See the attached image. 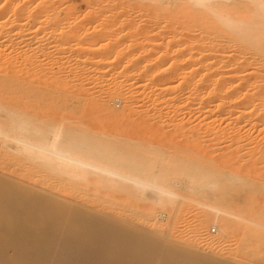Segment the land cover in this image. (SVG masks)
Segmentation results:
<instances>
[{
    "label": "bare ground",
    "instance_id": "6f19581e",
    "mask_svg": "<svg viewBox=\"0 0 264 264\" xmlns=\"http://www.w3.org/2000/svg\"><path fill=\"white\" fill-rule=\"evenodd\" d=\"M0 1V264H151L148 256L157 248L153 246L149 250L144 246L152 237H158V243L162 244L160 239L165 237H161V227L156 225L146 229L145 234L140 229L142 233L136 231L125 236L128 233H122L125 224L112 222L105 209L102 210L103 203L112 197L111 192L136 201V207L141 209L138 211L151 224L155 223L152 214L156 208V219H161L160 211L166 206L170 207L172 215L185 202L200 212L199 220L195 217L199 222L194 227L198 228L197 232L200 229L206 245L183 247L180 241L169 242L171 247L155 257H159L156 264H208L221 259L224 255L217 246L227 241L225 238L231 237L233 231L236 239L231 248L234 247L236 253L242 251L241 254L252 256L256 255L254 250H259L264 255V0H137L146 8L151 5L158 10H175L169 14L156 11L162 15L157 16L156 12L151 15L166 19L172 15L173 20L168 21L177 22V27L183 29L175 36V40L178 35L182 37L179 45L187 39V30L182 26L186 22L189 31L187 46L181 47L184 52L189 49L187 57L183 56L188 60L186 65L177 62L176 56L184 53L177 51L178 39L179 47L172 49L174 54L171 55H176V51L178 54L167 66L168 71L156 67L160 62L152 64L161 60H156L155 55L151 63L150 57L146 60L148 63L132 65L130 71L129 67L126 69L129 73L125 72V76L130 80L127 79L123 87L135 86L136 94L143 99L139 107L144 108L139 112L133 109L135 97L126 100L120 82L111 80L103 84L100 79L103 76L98 78L100 75L97 77L96 72L92 75L104 85L100 90L101 100L85 97L76 75L65 77L58 70H51L49 74L44 67L39 68L33 78L32 68L26 64L28 57L15 61L10 53L13 39L20 32L16 20L26 17L24 14L28 11L25 1ZM156 7L153 9L157 10ZM144 8L142 13L147 16L151 11L146 13ZM176 13L180 14L178 18ZM164 48L161 50L167 53ZM156 53H160V58L166 57L161 51ZM108 98L121 101L116 111L106 108L104 101ZM83 101L99 112L97 117L105 123L127 121L135 132L148 133L149 145L145 141V147L136 151L143 137L131 138L120 133V136L106 135V141L104 136L96 137V142L90 138L94 141L91 142L84 137L86 133L68 132L72 125L68 120L48 125L41 121L40 126H32L22 111L24 106H29L37 113L42 112L50 103L60 109L80 111ZM111 141L118 146L128 142L139 145L134 143L135 149H132V145L126 144L129 152L119 146L120 151ZM167 144L172 145L164 147ZM134 158L139 167L135 166ZM140 163L147 165L141 167ZM152 164L157 166L153 168ZM170 164L172 169L167 168ZM173 165L179 169L175 170L179 174H175L178 175L175 179L174 173L167 172H174ZM28 167L33 171L27 172ZM162 168L166 171L162 172ZM44 175L54 177L56 186L61 181L69 189L81 186L79 189L85 192L79 191L75 199V195L69 196L71 192L61 191V194L53 188L50 190V186L54 187L52 183L46 186L48 190L38 188L36 181ZM87 185L90 191L84 190ZM180 192L189 193L190 197ZM63 193L70 198L65 199L67 196ZM240 194L241 205L236 207L233 203ZM98 199L102 201L96 206ZM241 209H250L256 216H245ZM206 223L211 226L210 230L213 226L216 228L210 236L204 230ZM123 234L125 237L116 241L120 239L117 236ZM251 244L255 247H250ZM147 249L149 252L145 253ZM79 255L84 257L79 259ZM224 261L220 264H227Z\"/></svg>",
    "mask_w": 264,
    "mask_h": 264
},
{
    "label": "rangeland",
    "instance_id": "374dc122",
    "mask_svg": "<svg viewBox=\"0 0 264 264\" xmlns=\"http://www.w3.org/2000/svg\"><path fill=\"white\" fill-rule=\"evenodd\" d=\"M24 1H25L24 4H26V6H27L25 8H26V10H28L27 11L28 13L25 11L26 13L24 15L26 17L21 16L19 19L16 20V23L19 24V28H20L19 31L20 32L17 35L18 37L16 36L13 39V44H12L11 52H10L12 54V57H15L14 58L15 61L16 60L18 61V59L20 60L24 57H28V60H26V61L29 63L26 62V64H28L29 68H32V69H30L31 71L30 70L29 71L32 74V75L31 74L30 75L33 76V78H34V73L35 74L39 73L38 72L39 68H44V67H45L44 71L47 70L46 73H49V72L51 73V70H52V72L55 70H58V71H61L62 74H65L66 75L65 77L70 78V75L71 76L76 75L75 79H77L76 77H78L79 80H77V81L80 82V80H81L82 85L81 86L79 85V87H81L82 90H84L83 91L84 96L87 98H90V99L93 98L95 100H101L99 97L100 95H101V98H103L100 90L103 89L102 87H104V85H103L104 82H105V84H106V81L112 82L111 80H113L114 82L116 81V83L120 82L119 83L120 88L122 87L121 90H123L124 95H126V97H127L126 100L129 97L130 98L135 97L134 103L132 105L133 106L136 105V106L134 108L132 106V108L136 112L137 111L139 112L142 110V108H144V106H142L141 104H140L141 106L139 107V103H140V101L142 102L143 99L141 96L136 94L137 91H136V88H134L135 86L133 87L131 85L133 88L128 87V86H126V87L124 86L125 88L123 87V85H127V83H128L127 81L130 80L129 77L126 78V76H125L126 74L128 75V73H129L126 71V69L129 67L128 68L129 70L128 69L127 70L130 71V68H132V65H139V64H141V62L142 63H144V62L148 63V61H149V63H151V61L153 59H154L153 61H155V58H156V60L157 59H161V60L164 59V60L163 61L157 60L155 62H152V64L156 63V65H157L158 62H160V64H158L157 66L156 65H154V66H156L158 68H160V67L164 68V69H166L165 71H168V67L171 65L170 63L172 62L173 57L178 54L177 51H179V52L182 51L181 47L182 46L184 47L183 44H185V46H187L186 45V43H187L186 41H188L187 35H189L188 34L189 31L187 29V26L185 25V24H187V22L184 23V25H182V26H185L183 28L187 30V32H186V30H184V32H186L185 36L187 37V39L184 42L182 41L183 43L181 46V45H179V44H181V40H182L181 39L182 37L179 38V36H181V35H178L177 39L175 40V38H176L175 36L177 34L182 33V32L179 33L180 30L183 31V29H180L179 27H177V25H178L177 22L175 21L176 22L175 24H173V22L170 23L171 21H168L170 17L169 18L167 17L168 19H166V17L165 18L160 17L162 19L157 18V16L162 15L160 13L158 15V12L159 11L161 12V10H163L162 8L161 9L159 8V10H158V7L155 6L157 8V10H154L155 7L153 6L154 9L151 8L150 4H148L150 6L146 8L145 5H141V3L137 0H121V1L120 0H87V1L84 0L85 2L83 0H65V1L64 0H60V1L56 0L55 2L53 0L52 1L51 0H47V1L46 0H24ZM0 4H1V1H0ZM113 5L115 6V8L113 7ZM144 7L147 9L146 13L151 11V12H149L150 15L148 14L146 16V14H144V12L142 13V10ZM171 9L168 11L165 10L167 13L164 10L161 13L164 12V14L165 13L169 14V12H171V11L175 12V10H171ZM156 11H158V12H156ZM153 12H156L157 16L156 15L153 16L154 14L151 15ZM179 13L180 14L182 13V15L183 14L185 15V13H183L182 11L181 12L179 11ZM179 13H176L175 17L177 16V18H178ZM169 16H171L170 20L171 19L173 20L172 15H169ZM173 16H174V14H173ZM174 20H175V18H174ZM184 20L185 19H183V22H184ZM153 21H154V23H153ZM146 25H149V26H146ZM182 26H181V28H182ZM182 36H184V35H182ZM178 39H180V43H179ZM169 40H170V42H169ZM173 40H175V41H173ZM177 40H178V42H177ZM162 42H163V44H162ZM176 42L180 46V48H178L179 46L176 44ZM159 46L162 48L165 47L167 49V53L165 52L166 50L162 51L163 49L161 48L162 49L161 50ZM175 47L178 48V50L176 49L177 54L175 53L176 55H173V57H172L171 54L173 51H171V50L174 49ZM186 48H188V47H185V49ZM158 49L161 52L165 53L163 55H165L167 58L166 57L163 58V56L160 58V56H159L160 51ZM188 50L189 49H187V51ZM154 51L158 52L159 54H157V53L154 54L155 53ZM182 52H184V51H182ZM186 52L179 53V54H182L179 57H177L178 55L176 56L177 62L181 66L186 65L188 62L187 59L183 58L184 54H185V57H187L186 54H188V52L187 53ZM173 54H174V52H173ZM152 56H154L155 58L152 59ZM147 59H149V60L146 62ZM152 64L150 66H153ZM28 66H27V68H28ZM111 66H113V67L111 68ZM120 66H121V68H120ZM97 70H99V73ZM104 70H107V71H104ZM93 72H96L95 75L97 77L100 75L98 78L103 76L102 78H100L102 80L101 82H103V84H101V82H97L98 78L96 76H93L94 75ZM125 72H126V74H125ZM46 75H48V74H46ZM27 76L29 77V74H27ZM83 77H84V79H83ZM71 78H73V77H71ZM109 78H110V80H109ZM27 80H29V78ZM82 80L83 81L85 80V82H82ZM121 84H122V86H121ZM134 89H135V91H134ZM88 90L90 92H88ZM125 90H126V93H125ZM137 90H139V89L137 88ZM97 97H99V98L97 99ZM93 99H91V100H93ZM22 104H24V102ZM104 104L108 110L116 111L120 107L121 101L116 100L114 98H108L104 101ZM89 106H91V105L89 103H87V101H83L82 105L79 107L80 111H75V110L71 111V109H60V107H58L57 105L52 106L50 103L48 106H46V107L44 106L45 111L42 110V112L38 111V113H37V111L34 108L29 107V106H27L28 109L26 106H24L22 111H25L23 115H26L25 117L28 119V121H30L29 125L32 124V126H35V124L37 126H40L39 123L41 121H44V124L47 123L46 125H48V124H52L58 120L61 122L62 121L66 122V120H68L69 125H70V123L72 124V125H70L71 128L68 127L69 128L68 132H72V133L75 132L73 134L83 133L84 135L86 133L87 136H84V137H87L86 140H89L91 142H94V141L96 142L97 141L95 139L96 137L98 138V137L104 136L105 141H106V138H108V137H105L106 135L107 136L108 135L109 136H120V135L122 136L123 135V136L131 137V138L141 136L145 139V140L143 138L139 139L140 145L138 142H136V143L133 142V144L138 143L137 145H139V147L136 146V149H137L136 151H138V150L140 151L141 148L145 147L143 145L146 144V142L149 145L150 136L148 133H146L147 134L146 135V134H142L143 132H139L137 130L135 132L134 129L129 127L127 121H124V122L121 121V123H120V121H118V122L117 121L116 122L115 121H112V122L109 121V122L105 123L102 120H100L102 118L97 117V116H99V114H98L99 112H97L95 109H92V107L89 108ZM32 110H33V112H32ZM70 120H72V121H70ZM64 122H62V123H64ZM87 122H90L91 124H88ZM110 122L112 124H110ZM75 123L77 126L74 125ZM102 123H105V124H102ZM115 124H117V125H115ZM80 128L82 130H80ZM76 130H77V132H76ZM88 132H90V134ZM137 132L141 133V134H137ZM72 133H68V134H72ZM119 133H120V135H118ZM83 134H81V135H83ZM159 135L161 136V134H159ZM170 135H167V136H170ZM172 135H173V133H172ZM157 136H155V138ZM75 137H77V136H75ZM174 137H176V139H178L177 136H174ZM90 138L93 139L94 141H92ZM166 138L168 139V137H166ZM109 139H112V138L110 137ZM176 139L175 140L173 139V142L176 141ZM171 140L170 141L168 140L169 141L168 143H171ZM135 141H138V140H135ZM157 141H159V140H157ZM107 142H110V140H108ZM130 142H132V140ZM162 142H160V143H162ZM180 142L181 141H179V143ZM163 143H167V142L164 141ZM126 144L132 145V146H130V148L135 149L134 148L135 145H133L129 142L124 143V144L119 145V146L124 147L123 150L129 152L127 147H125V146H128ZM174 144H176V143H174ZM111 145L113 147H116V146H118V143L111 141ZM171 145L167 144V145H164V147L169 146V148H170ZM112 146H110V149H112ZM119 146H118V148H120ZM175 147H177V146H175ZM116 148L112 149V150H116ZM118 150L121 151L122 148H120ZM174 150H176V149H174ZM131 152H134V151H131ZM136 159H138V157ZM136 159H135V163H136L135 166L138 164V161H136ZM143 161H144V159H143ZM145 162H147V161H145ZM147 163H143V164L140 163V166L145 165V164L147 165ZM148 165H149V163H148ZM156 166L157 165L154 164L153 168H155ZM175 166L173 168H175ZM168 167L170 168L171 164H170V166H167V168ZM165 168L161 169L162 172L166 171ZM186 168H187V166H186ZM170 169H172V168H170ZM176 169H178V168L173 169L174 172L170 171V170L167 171V172H170V174L174 173L173 176H175V177L167 176L168 179L171 178L170 180H172L173 178L174 179L177 178V176L179 174H178V172H175ZM29 170L33 171V168L31 169L28 167L27 172H30ZM163 170H165V171H163ZM176 173L178 174L177 176L175 175ZM167 174L168 173H165V175H167ZM44 176H43L44 178L42 177L43 179L41 178L42 181L39 178V181L42 183H40L39 181H36V183H37L36 184L34 182L37 187L42 186L45 189V187L46 186L49 187L51 185V183H52V185L55 184L54 181H56V180L54 177L51 176L52 178H50V175H44ZM180 176H181V173H180ZM45 182H47L48 184ZM53 182H54V184H53ZM59 182L56 183L59 187L54 185V187L50 186L49 189L52 190V188H53L54 191H56V192L58 191L61 194H62L61 191H63L65 194L66 193L68 194L69 192H71V193H69V196L75 195L74 196L75 199L77 197V193L79 194V191H82V189H83V188L79 189V187L81 188V186L76 187V190L74 189L75 188L74 186H73V188L71 187L69 189L66 184L62 183L61 181H59ZM38 183L43 184V185H40V184L38 185ZM61 184H62V186H60ZM89 186L90 185L84 186V190L90 191L91 187H89ZM47 187H46V189H47ZM60 187L62 190H59ZM62 187H65V188H62ZM87 187H89L90 189H87ZM87 193H89V192L87 191L86 194ZM112 193L113 192L110 193V196L112 195V197H110L108 200H106L105 203H103L105 205V207H107V208H105V207H103V208L101 207V208H102V210L105 209L104 211H106L108 213V216H109L108 219H110L112 222L117 223V225H119V224L124 225L125 224L124 225L126 227L125 231L122 232L124 234H126L128 232L125 236H128L131 232H132V234H134L136 231L140 232L141 230H144L143 233H142V231H141V233L145 234L144 232H146L145 231L146 229L155 228L156 225L157 226L159 225L161 227V229L163 231V235L161 237L162 238L165 237L164 240L160 239L161 241H163L162 244L158 243V240H159V239H157L158 237L157 238L152 237V239L148 242V244L147 245L145 244L146 246H144V247H148L149 250H151V248H153V246L157 248V250H155V251H153V249H152L153 252L152 251L151 252L153 255L148 256V259L151 260V261H149L151 264H153V263L156 264L159 260V257H157V258H155V257L160 256L159 254L163 253V251H165L167 248L171 247L169 242H177V241L179 242L180 241L181 244L184 245L183 247L190 246V245H191L190 247H193L195 245L198 246L199 244H200L199 246L206 245V242H204L202 240L203 237H202V235H200L201 233H199L200 229L197 232V230H196L197 227H194L195 224H197V221L199 220L200 215L197 216V214H200V212L198 210H196V208L195 209L192 208L193 205H191L189 207L188 204H190V203L185 202L186 205H185V203H184V205L182 204L183 206L181 205L180 208L176 209V211H174L172 213V215H170V211H171L169 209L170 207L166 206L164 209H162L160 211L161 216H159V217L161 219H156L157 215L155 213L157 212L158 209L157 208L154 209L153 214H152V219L153 218L155 219L154 221L156 224L155 223L151 224L152 222L150 220H149L150 222H148V220H146L148 218L145 215H143V213L141 215L140 207H139L140 211H138L139 209L137 208L138 204L136 205V203H137L136 201H133L129 196H125V195L123 196L119 192H114L113 194ZM180 193L183 195L187 194L186 192H180ZM65 196H67L65 199L70 198L68 195H65ZM73 196L71 198H73ZM185 196L190 197L189 193H188V195H185ZM94 201H93V205L96 202L95 204H97L96 206H98L99 201L101 202L102 200L98 199L97 200L98 202L97 201L94 202ZM241 201L242 200H241V194H240V195H238L237 200H235V203H233V204L235 206L236 205L240 206ZM182 207H184V208H182ZM251 209L254 210L253 208H251ZM241 210L245 211L244 209H241ZM249 210L243 212V214L245 216H247V215L256 216L255 214L252 213V211H249ZM169 215H170V217H169ZM166 217L167 218L169 217L168 220ZM195 217L198 218L197 221L195 220V219H197ZM144 219L146 220V222ZM194 222H196V223H194ZM208 227H210V228L208 229ZM210 229H211V226H209V224L206 223L204 230L206 231L207 235H209V236L215 232L216 228L213 226L212 230H210ZM230 233L233 235H231V237L229 236L228 238H225V239H227V241L223 240L221 242V244L219 243V245L217 246L218 247L217 249L219 251L221 250V255H224V256L221 259H217V258H216V260L213 259L214 261H210L208 264H220L224 260H225L224 262H226L227 264H230V263L231 264H234V263L235 264H264V255L262 256V254L260 253L259 250L258 251L254 250V252H255L254 254H256V255H252V256H250L251 255L250 253H249L250 255L248 254V256L247 255L245 256V255L241 254L242 251L239 252L240 255H238L239 253L235 252L236 250H234V247L231 248V246L234 243L233 241L236 239V233H234V231L230 232ZM124 234H123V236L122 235L117 236V237H120V239H116V241L121 240V238L123 239V237H125ZM166 238L167 239L169 238L168 239L169 241ZM170 238H171V240H170ZM201 241H203V242H201ZM250 241L252 242L254 240L251 239ZM111 243H113V242H111ZM111 243H109V244H111ZM203 243H205V244H203ZM252 245L254 246V244H251L250 247H252ZM233 246H235V244ZM156 248H154V249H156ZM256 248H258V245ZM256 248H254V249H256ZM148 249L145 250V253L149 252ZM159 250H161V251H159ZM233 250H234V252H232ZM84 252H86V251H84ZM84 252H83V255H84ZM110 253H114V252H111V250H110ZM252 254H253V252H252ZM87 255H88V253L85 254V256H87ZM80 256H81V258L84 257L82 255H79V257H78L79 259H80ZM242 256H243V258H242ZM78 258H77V260H79ZM152 259H154L155 262Z\"/></svg>",
    "mask_w": 264,
    "mask_h": 264
}]
</instances>
